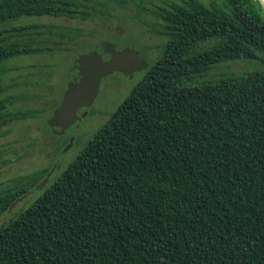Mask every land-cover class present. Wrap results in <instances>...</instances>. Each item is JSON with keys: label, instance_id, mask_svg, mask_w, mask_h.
I'll return each instance as SVG.
<instances>
[{"label": "trees", "instance_id": "trees-1", "mask_svg": "<svg viewBox=\"0 0 264 264\" xmlns=\"http://www.w3.org/2000/svg\"><path fill=\"white\" fill-rule=\"evenodd\" d=\"M91 2L0 0V132L37 113L8 111L6 61L64 43L54 25L11 23L86 20ZM132 4L154 16L141 21L162 39L154 61L73 161L0 225V264H264L261 1ZM239 59L262 68L204 79ZM47 172L0 190V216Z\"/></svg>", "mask_w": 264, "mask_h": 264}, {"label": "rangeland", "instance_id": "rangeland-1", "mask_svg": "<svg viewBox=\"0 0 264 264\" xmlns=\"http://www.w3.org/2000/svg\"><path fill=\"white\" fill-rule=\"evenodd\" d=\"M132 1L141 2L147 9H151L155 5H161L162 0H126L124 5L115 0H92L91 4L95 5L97 13L86 20L27 17L11 23L54 25L58 27L56 31L63 34L61 38L64 43L57 45L53 52L16 55L2 67L3 96L12 97L8 111L37 113L12 121L1 129L0 190L12 188L18 177L38 173L45 168L50 172L49 178L59 174L73 161L144 73V70L134 72L129 78L114 72L102 78L92 104L88 108L77 109L78 119L58 135L47 126V122L59 105L67 83L76 78L72 63L78 55L99 53L102 43H110L116 50L132 48L144 58L147 66L152 64L158 53L156 46L162 39L149 32L141 23L153 21L151 11L140 12L135 16ZM261 68L262 65L257 61H225L210 69L204 79L215 80L220 76L239 75ZM38 192L40 191L33 189L9 212L3 213L0 216V225L23 210L37 197Z\"/></svg>", "mask_w": 264, "mask_h": 264}, {"label": "water", "instance_id": "water-1", "mask_svg": "<svg viewBox=\"0 0 264 264\" xmlns=\"http://www.w3.org/2000/svg\"><path fill=\"white\" fill-rule=\"evenodd\" d=\"M101 54H106L107 59H102L96 52L78 55L72 63L76 71V78L68 82L62 93L59 105L53 110L47 126L56 129L55 134H62L75 120L76 110L88 108L97 94V88L102 78L114 72L131 77L134 72L143 71L147 64L138 52L132 48L116 50L110 43H102ZM69 146V145H68ZM50 172H47L35 186L34 190L40 191L47 183ZM31 191L23 194L11 202L6 210L10 209L24 199Z\"/></svg>", "mask_w": 264, "mask_h": 264}, {"label": "flooded vegetation", "instance_id": "flooded-vegetation-1", "mask_svg": "<svg viewBox=\"0 0 264 264\" xmlns=\"http://www.w3.org/2000/svg\"><path fill=\"white\" fill-rule=\"evenodd\" d=\"M99 54L101 55V58L104 60V59H107V55L106 54H101V52H99ZM74 69V67H72ZM75 70V69H74ZM52 130H56V129H52Z\"/></svg>", "mask_w": 264, "mask_h": 264}, {"label": "bare ground", "instance_id": "bare-ground-1", "mask_svg": "<svg viewBox=\"0 0 264 264\" xmlns=\"http://www.w3.org/2000/svg\"><path fill=\"white\" fill-rule=\"evenodd\" d=\"M260 1H261L262 5H263V7H264V0H260Z\"/></svg>", "mask_w": 264, "mask_h": 264}]
</instances>
